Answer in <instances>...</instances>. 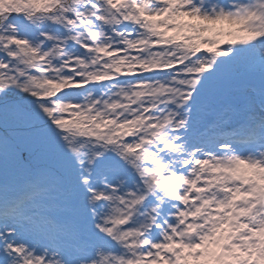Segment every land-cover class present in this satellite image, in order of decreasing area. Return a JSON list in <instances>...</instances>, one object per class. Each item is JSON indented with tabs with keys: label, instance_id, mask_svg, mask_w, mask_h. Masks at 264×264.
I'll list each match as a JSON object with an SVG mask.
<instances>
[{
	"label": "snow or ice",
	"instance_id": "obj_1",
	"mask_svg": "<svg viewBox=\"0 0 264 264\" xmlns=\"http://www.w3.org/2000/svg\"><path fill=\"white\" fill-rule=\"evenodd\" d=\"M0 264H264V0H0Z\"/></svg>",
	"mask_w": 264,
	"mask_h": 264
}]
</instances>
